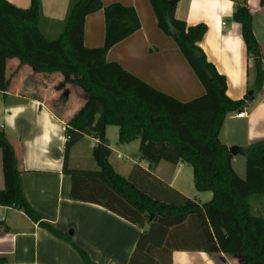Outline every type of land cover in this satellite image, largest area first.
I'll return each instance as SVG.
<instances>
[{
	"label": "trees",
	"instance_id": "1",
	"mask_svg": "<svg viewBox=\"0 0 264 264\" xmlns=\"http://www.w3.org/2000/svg\"><path fill=\"white\" fill-rule=\"evenodd\" d=\"M172 0H150L159 28L173 38L193 69L206 94L189 103H180L151 88L118 64L107 61L117 44L141 29L133 8L120 4L104 7L102 0H71L62 32L48 38L41 0H31L27 10L0 0V92H7V61L17 59L36 73H61L66 83L80 87L88 96L84 105L66 123L64 174L72 178L73 201L100 205L144 229L138 251L161 248L171 229L190 215L201 214L212 229L209 254L242 257L244 264H264V218L252 213L250 201L264 197V141L239 149L246 160V177L232 167L230 148L220 141L227 117L241 113L247 99L232 101L227 96V80L211 64L199 44L205 25L188 27L175 18ZM264 7V0H261ZM104 11L106 37L102 48L84 46L86 18ZM233 21L242 27L243 39L256 72L255 90L264 86V64L254 35L252 15L246 3L237 5ZM119 128V143L140 141V158L155 169L161 162L187 163L193 169L199 193L210 192L213 199L204 205L186 199L182 205L163 203L142 190L133 174L125 178L111 166L107 129ZM85 137L98 141L93 150L97 171L69 169L71 150ZM5 189L0 190V206L23 212L33 223L54 237L68 242L85 264H94L73 237L58 231L27 202L15 149L0 130ZM2 264V263H0Z\"/></svg>",
	"mask_w": 264,
	"mask_h": 264
},
{
	"label": "crops",
	"instance_id": "2",
	"mask_svg": "<svg viewBox=\"0 0 264 264\" xmlns=\"http://www.w3.org/2000/svg\"><path fill=\"white\" fill-rule=\"evenodd\" d=\"M6 1L22 10L31 7V0ZM41 2L44 17L41 28L48 38H55L63 30L71 0ZM102 3L104 7L120 4L133 8L141 24L138 32L109 51L108 62L118 64L151 88L180 103H189L206 94L175 40L159 28L150 0H102ZM244 3L252 15L253 32L264 64V7L261 0H179L175 6L177 20L185 22L188 27L206 26L207 32L199 46L207 60L226 78L227 96L232 101L247 99L246 116L239 118L240 113L229 115L219 137L230 149L235 147L238 150L264 141V86L260 91L255 90L254 63L249 58L242 27L233 21L237 5ZM105 37L104 11L89 15L85 20L84 46L102 48ZM40 75L52 74L36 73L31 67L22 66L17 59L7 61L6 78L10 85L7 92H0V130L15 149L27 202L43 219L65 235L71 236L69 233L73 232L74 242L94 264H244L242 257L207 253L213 244V234L201 214L190 215L182 225L171 229L163 247L142 248L137 253L140 238L148 231L149 225L142 229L100 205L73 201L72 178L64 174V154L66 123L77 110L49 106L50 97L56 96L49 94L48 90L39 94L41 83L36 79ZM251 91L257 92L252 103L248 98ZM81 97L85 103L88 96L82 93ZM108 130L109 127L107 139ZM108 141L113 156L115 151ZM83 143L88 145V151L78 152ZM97 144L92 137H85L77 144L70 152L69 169L99 170L93 159ZM130 145H135L137 152L127 165L126 174L116 170L111 157L109 162L125 178L130 177L136 168L134 181L154 199L172 205H182L190 199L201 206L213 199L212 193L196 190L194 174L181 172L183 163L173 165L163 161L155 169H149V164L140 158L139 140L120 143L116 150L119 158L129 154L127 147ZM237 156H233L232 167L240 178H245L246 168L243 170ZM177 166L179 174H176ZM192 187L195 194L190 196ZM4 189L0 150V190ZM250 206L255 216L264 218V197L260 196L255 205L250 203ZM0 263L85 264L68 242L54 237L23 212L1 206Z\"/></svg>",
	"mask_w": 264,
	"mask_h": 264
},
{
	"label": "rangeland",
	"instance_id": "3",
	"mask_svg": "<svg viewBox=\"0 0 264 264\" xmlns=\"http://www.w3.org/2000/svg\"><path fill=\"white\" fill-rule=\"evenodd\" d=\"M56 38V37H55ZM55 38H50V39H55ZM10 67H13L11 65ZM12 69H10L9 72H11ZM37 82L39 81L41 83V86L38 87L39 89V94H43L45 90H48V93L52 94V96L56 97H50L51 99L47 102L49 106L54 107L55 109L57 108H62L65 106V108L68 107L70 110H79L83 106V98L81 97V94L85 93L80 87L74 86L72 83H66V77L60 73H54L51 76H45V75H40L37 77ZM69 93V96L66 98V93ZM54 98V99H53ZM109 134H108V139L110 140V145L114 149V154L111 156V162L115 166L116 170L119 173H127L125 172L127 170V165L130 163L132 159H134L136 150H135V145H130L128 146V153L125 156H121L119 158L118 153L116 152L118 146H120L119 140H118V133L119 130L117 127H109ZM79 151H88V145L86 143H83L79 147ZM134 155V156H133ZM88 158L89 156H81ZM92 157V156H91ZM238 160L241 161L243 170L246 168L245 166V158L242 155L237 156ZM183 174H191L193 176V169L190 165L187 163H183ZM89 169V168H88ZM176 174H179V168L178 166L176 167ZM244 179V178H242ZM190 196H193L195 194V191L192 187V189L189 192ZM257 198H260V196H255L253 197V200L250 202L251 205H255V200ZM257 215V214H256Z\"/></svg>",
	"mask_w": 264,
	"mask_h": 264
},
{
	"label": "water",
	"instance_id": "4",
	"mask_svg": "<svg viewBox=\"0 0 264 264\" xmlns=\"http://www.w3.org/2000/svg\"><path fill=\"white\" fill-rule=\"evenodd\" d=\"M179 0H172L171 2H170V5L172 6V7H175L176 6V4H177V2H178ZM66 98L69 96V93L67 92L66 93ZM248 98H249V101L252 103L256 98H257V92L256 91H251L250 93H249V95H248ZM230 153L233 155V156H237L238 154H239V150H238V148H231L230 149ZM71 236L73 235V232H70L69 233Z\"/></svg>",
	"mask_w": 264,
	"mask_h": 264
},
{
	"label": "built area",
	"instance_id": "5",
	"mask_svg": "<svg viewBox=\"0 0 264 264\" xmlns=\"http://www.w3.org/2000/svg\"><path fill=\"white\" fill-rule=\"evenodd\" d=\"M246 116V112L244 111V112H242V113H240V114H238V117L239 118H243V117H245Z\"/></svg>",
	"mask_w": 264,
	"mask_h": 264
}]
</instances>
